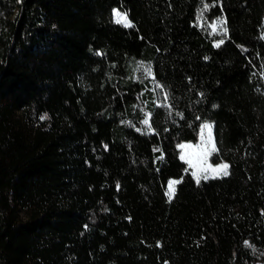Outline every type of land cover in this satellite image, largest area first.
<instances>
[{"label":"trees","instance_id":"obj_1","mask_svg":"<svg viewBox=\"0 0 264 264\" xmlns=\"http://www.w3.org/2000/svg\"><path fill=\"white\" fill-rule=\"evenodd\" d=\"M263 31L264 0H0V264H264Z\"/></svg>","mask_w":264,"mask_h":264},{"label":"rangeland","instance_id":"obj_2","mask_svg":"<svg viewBox=\"0 0 264 264\" xmlns=\"http://www.w3.org/2000/svg\"><path fill=\"white\" fill-rule=\"evenodd\" d=\"M118 12H120L121 14H125L122 11H119L118 9H116ZM113 14V13H112ZM117 17L113 14V20L117 22ZM128 19V17H127ZM223 19H217L215 21H213L212 23L208 24L209 30L212 34H216L218 37H222L225 33L224 29H225V23H220V21ZM129 21V19H128ZM123 24V23H122ZM214 25V27H213ZM263 38H264V31H263ZM219 42V41H218ZM143 71V70H141ZM143 73L146 75H149L148 72H146L145 70L143 71ZM158 94V93H157ZM158 97H161V92L159 93ZM145 119H149V114L146 113ZM144 119V120H145ZM210 124L211 125V129H202L201 125L202 124ZM200 125V130L197 136L196 141H183L181 143L178 144L179 145H185V147L180 149V158L183 156V161L187 163L188 167L191 170V173L193 175V173L195 172L196 175L193 176L195 178V180H200L203 179V177L205 175H208L209 178H214V177H220L223 176L222 173L217 174L216 172H213L212 170L215 169L217 167V165H221V164H227V161H220L218 163H214L212 161V154L213 152L211 151V148L213 147V145L215 146L216 149V143L214 140V136H213V129H212V124L210 122H202ZM177 179L175 178H171L169 181H176ZM169 181L167 184V192H169ZM176 184H174L172 187L174 188Z\"/></svg>","mask_w":264,"mask_h":264},{"label":"snow or ice","instance_id":"obj_3","mask_svg":"<svg viewBox=\"0 0 264 264\" xmlns=\"http://www.w3.org/2000/svg\"><path fill=\"white\" fill-rule=\"evenodd\" d=\"M209 7H210L209 5L205 4V5H204V10H207ZM112 11H113V14L118 18V19H117V23H123L125 27H131V26H132V25H131V22L128 21V19H127V15H126V14H121V13L118 12L116 9H113ZM202 14H203V12L201 13V15H202ZM220 23L223 24V23H226V22L223 21V20H221ZM213 27H214V25H213ZM224 31H225V33H226V32H227V29L225 28ZM222 43H223V41L221 40V41H219L215 46L218 47V46H219L220 44H222ZM145 71L148 72L149 75H151V68H150V67H148L147 69H145ZM157 87H160V85L157 84ZM214 107H215V106H214ZM46 118H47L46 116H42V117H41V119H46ZM143 123L147 125V124L149 123L148 119H145V120L143 121ZM201 128H202V129H209V130H210V129H211V125L205 123V124H202V125H201ZM137 130L139 131V129H137ZM179 147L183 148V147H185V145H179ZM157 150H158V149H154V151H157ZM211 151H212V152H215V151H216L214 145H213V147L211 148ZM181 158L183 159V156H182ZM160 159H163V156H161ZM185 171H187V169H185ZM212 171H213V172H216L217 174L222 173L224 176H227V175L229 174V173H228V165H227V164L217 165V167H216L215 169H213ZM195 175H196V173L194 172V173H193V176H195ZM208 178H209L208 175H205V176L203 177V179H208ZM180 182H181V181H179V180H176V181H169V192H168L169 200H171V199H172V196L174 195V188H173L172 186H173L174 184H178V183H180ZM197 182L199 183V180H197ZM117 187H119V185H117ZM245 243H247V242H245Z\"/></svg>","mask_w":264,"mask_h":264}]
</instances>
